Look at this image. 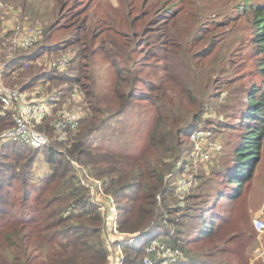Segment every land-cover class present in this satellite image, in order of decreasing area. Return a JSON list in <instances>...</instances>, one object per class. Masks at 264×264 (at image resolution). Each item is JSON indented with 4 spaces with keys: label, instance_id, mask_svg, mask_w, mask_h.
Listing matches in <instances>:
<instances>
[{
    "label": "trees",
    "instance_id": "trees-1",
    "mask_svg": "<svg viewBox=\"0 0 264 264\" xmlns=\"http://www.w3.org/2000/svg\"><path fill=\"white\" fill-rule=\"evenodd\" d=\"M5 1L7 3L3 1L4 8H17L22 16L35 19L36 16H45L43 11L45 8L35 1ZM57 2L62 5L63 0ZM159 2L163 6L157 8L155 14L154 35L150 33L143 36L147 43L151 41L148 50L146 49L145 59L154 60L163 66L165 72L169 74L168 81L175 80L173 66L177 61L184 71V76L186 78L188 76L191 82L192 88L188 89L187 94L194 98L198 93L200 106L190 113L187 120L182 117L180 119L178 107L181 103L169 96V90L165 86L159 89L161 86L159 81L147 83L144 100L153 109L156 118L149 144L146 145L149 150L154 148L155 151L153 157L147 160L148 153L144 152L146 147L139 150L136 147V140L131 136L126 137L123 131L118 133L115 129L120 128L122 116L136 99L137 83L141 82L143 77H139L136 63L125 67L123 63L109 58L115 76L112 82L114 98L118 99V105L112 106L104 95L99 97L100 100L95 97L94 100L88 101L86 115L82 117L77 129L68 131L63 140H58L54 124V131L48 128L47 124L39 126L52 139V144L43 149H34L15 141L2 142L0 235L4 236L0 237L1 264L108 263L109 251L103 233V213L99 203L94 199L93 188L83 180L74 162L86 167L90 174L100 179L106 193L113 197L118 210L117 225L120 232L142 234L140 239L122 246L121 264H144L145 245L156 237L183 251L184 258L173 264H237L224 258V253L238 251L232 246L234 239L240 237L239 231H234L230 237L220 241L217 238L224 228L225 231L230 229L235 211H231L230 215L220 212L217 209V201L210 206L209 195L203 196L200 193V201L197 200L198 195L195 191H202L208 181L204 180L202 185L198 183L184 197H180L176 194L173 180H166L167 175L174 173L177 165L186 159L188 155L186 152L192 149L190 134L200 125L209 129L207 126L212 122L218 123L216 129L219 130L223 120L219 118L215 121L218 117L206 119L211 116L207 114L215 105L214 102L211 103L214 91L213 89L209 91L211 82L205 85L202 73L190 62L192 55L186 50L188 45L185 39L181 41L182 53L178 54L176 51L179 44L177 41L182 36L181 23L178 20L182 17L184 9L179 0H150L151 5ZM4 8L0 6V13ZM250 10L256 12L255 21L252 23L255 27V52L257 55H264V8L253 5ZM18 24L16 22L15 25L3 26L0 31L6 35L12 34L13 27ZM182 28L185 29L186 26ZM91 30L94 40L96 33L94 29ZM80 39L81 42L77 45V58L90 60L94 53H91L92 56L86 55L90 53L89 47L85 45L81 35ZM39 42L29 50L16 49L13 58L9 60V70L14 72L16 69L20 70L21 77L25 76L26 72L32 75V81L19 84L21 89H32L37 82H43L49 84L47 88L50 91L56 87L59 91L71 93L74 85L91 90L90 84L86 85L81 81L83 75L81 68L68 69L73 60L71 54H63L70 55V64L67 68L49 66L42 58L48 54L53 57L60 56L59 51L55 52L59 47L56 45L37 47ZM0 54L3 55L1 52ZM172 54L175 57L171 61ZM27 61L32 64L26 70L23 65ZM158 65L155 66L157 69ZM258 66L264 77V57L258 62ZM42 91L41 98L49 94L44 86ZM85 93L90 99L91 96H96L94 90ZM258 94L261 95L260 98H257ZM59 95L49 94V97L43 100L55 107ZM68 97L72 100L71 94ZM248 100L251 109L243 115L241 125L244 127L234 151L240 165H234L231 174H228L231 169L228 167L218 176V179H228L231 193L227 199L232 200L244 196V186L260 160L264 142V83L253 90ZM175 104L177 111L171 114L172 106ZM2 107L0 103V131L10 127L14 122L13 113L11 111L1 113ZM57 110L53 114L54 117H57ZM105 126H109L108 132H100ZM40 154L49 165V171L43 175H38L35 171L36 158ZM180 169L182 167L177 170ZM17 188L19 190L16 193ZM217 194L218 201L222 200L224 197L222 192ZM176 225H178L176 235L183 236L188 233L187 240L184 236L185 243L181 245L178 243L181 242V236L174 237V230H170ZM251 228L250 236L244 235L243 241L253 240L252 234L256 235L257 230L254 225ZM143 239L147 242H143ZM199 242H203L201 246ZM247 244L246 241L244 246Z\"/></svg>",
    "mask_w": 264,
    "mask_h": 264
},
{
    "label": "rangeland",
    "instance_id": "rangeland-1",
    "mask_svg": "<svg viewBox=\"0 0 264 264\" xmlns=\"http://www.w3.org/2000/svg\"><path fill=\"white\" fill-rule=\"evenodd\" d=\"M3 1L7 3L5 0ZM3 1L0 0L4 8L5 3ZM34 1L45 8L43 9L45 11L44 17L36 16L35 19L30 16H22L17 8L10 9L6 7L0 13V28L3 26L8 27L10 23L15 25L16 22L31 23L43 27L45 35L37 47L56 45L59 47L55 51H59L58 55L71 54L73 60L68 69L81 68L83 74L81 75L82 83L92 86L91 90L82 88L84 93L85 91L93 90L96 93V96H91V99L85 93L83 100L73 101L69 100L70 92L59 91V88L56 87L52 88L53 91H50L47 88L49 84L37 82L38 84L32 89L26 90L29 98L41 99L40 95L43 96V86L49 94H60L57 107H54L51 116L41 122L33 123L39 131L47 134L39 128V126L45 124L54 131L53 124L56 121V117L53 114L57 109L58 112L65 107L74 110L78 108L83 111L81 112V117H84L86 115L85 109L89 107L88 101L94 100L95 97L99 99L102 95L110 101L112 106L118 105L119 101L114 98L115 93L112 86L115 76L111 67V59L123 63L126 65L125 67L136 63L139 77H143V80L137 83L138 92L135 96L136 99L133 100V104L128 107V110L120 120V128L115 127L118 133L123 131L126 133V137L131 136L132 139L136 140V147L139 150L149 144L150 133L156 121L155 112L144 100L148 82L159 81L161 83L159 89L165 86L169 90V96L173 100L178 101L179 104L181 103L178 107L181 113L180 119L182 117L187 120L190 113L196 111L200 106L198 93L194 98H190L187 94L188 89L192 88L190 87L191 82H189L188 76L187 78L184 76V71L177 61L174 62L173 66L176 74L175 80L168 81L169 74L165 72L163 66L158 65V62L154 60L148 61L145 59L146 49L148 50L151 41L147 43L146 38L143 36L150 33L154 35L153 23L156 17L155 14L158 11L157 8L163 6L162 3H152L151 5L150 0H63L62 5H59L57 0H30L29 2ZM179 3L184 11L182 17L178 20L181 23L180 31L182 36L177 41L179 44L176 47V51L178 54L182 53L181 41L185 39V43L188 45L186 50L192 55L190 62L197 68L198 72L202 73L205 85L209 81L211 82L209 91L212 89L214 91V98L211 103L214 102L215 105L207 114L211 116L206 119L218 117L215 121H218L219 118L223 120L220 131L216 129L218 127L217 122L206 125L214 131L216 137L222 142L223 147L210 163L195 166L194 171L198 174L199 184L202 185L204 180L208 181L206 187L199 192L196 190L195 194L198 195V201H200V193L203 196L209 195L210 206L217 201V209L227 215H230L231 211H235L232 224L229 226L230 229L225 231L224 228V233L220 232L217 238L220 241L230 237L234 234V231L238 230L240 237L237 236V239H234L232 246V248H237L238 251H225L224 258L237 264H264V231L261 233L255 232L256 235L252 234V241L245 239L243 241L244 235L248 234V237L250 236L251 232L249 230L252 229L254 220L259 217L264 218V142L260 160L254 168L250 180L244 186V196L236 200L227 199L231 193L230 183L228 179H218L219 173L224 169L230 167L228 174H231L234 171V165H240L234 151L237 147L241 130L244 127L241 125L243 115L251 109L248 97L254 89L264 83L263 73L258 69V62L263 59L264 55L256 54L254 44L255 27L252 23L255 21L256 12L250 10L253 5H260L264 8V0H179ZM158 19L159 17L156 18V20ZM182 26H186L187 31ZM91 29H94L96 33L94 40ZM0 34H4V32L0 31ZM80 35L90 50V53L86 55L92 56L91 53H94L90 60L77 58V45L78 42H81ZM173 45L175 46L176 43L174 42ZM68 56L70 57V55ZM174 57V54L170 56L171 61ZM1 58H3V55L1 56L0 54V60ZM51 58L53 56L48 54L42 60L45 61ZM157 65L158 69L155 67ZM24 69L27 70L26 67ZM26 70L22 71L25 72ZM15 72L7 78V82L11 87H20V83L32 81L31 74L26 72V75L21 77L20 70L16 69ZM49 94L42 99L48 98ZM260 97L261 95L258 94L257 98ZM171 98L170 100H172ZM171 110V114L177 111V104L173 105ZM7 111L13 113L12 117L17 114L15 109L1 108V113ZM223 129L224 131H221ZM108 130L109 126H105L100 132L107 133ZM95 137L93 136V138ZM144 150V152L148 153L146 156L147 160L153 157L154 148L149 150V147H146ZM189 151L190 149L186 152V155ZM43 158L42 154L36 158V173H38L40 166L45 162V158L44 160ZM181 166L182 162L177 165L174 171L175 176L179 174L181 169H177L181 168ZM77 168L80 170L83 180L93 188L94 198L100 203L101 208L105 204L110 206L111 202L108 199H113V197L106 193L101 180L90 174L86 167L79 165ZM18 190L19 188L16 189V193ZM217 192H222L224 196L220 201H218L219 195ZM177 229L178 225L170 228V230H174V237L181 236L176 235ZM187 234L180 237L181 242L178 241L179 245L185 243L183 237H186ZM3 236L4 234L0 235V237ZM112 239L115 240L114 237ZM185 239L187 240V237ZM143 240V242H147V240ZM246 241L248 244L244 246ZM202 243L199 242V245L201 246ZM121 244L125 246L123 245L124 242ZM122 246L118 247V243L115 241L117 264H121V257L123 256Z\"/></svg>",
    "mask_w": 264,
    "mask_h": 264
},
{
    "label": "built area",
    "instance_id": "built-area-1",
    "mask_svg": "<svg viewBox=\"0 0 264 264\" xmlns=\"http://www.w3.org/2000/svg\"><path fill=\"white\" fill-rule=\"evenodd\" d=\"M0 6H3L1 2ZM13 28L14 34L12 35L0 34V52L3 54V58L0 60V103L4 109L17 110V114L13 117L14 124L0 132V144L4 141H15L29 145L34 149H43L52 144V139L39 131L33 123L48 119L54 107L46 100L29 98L27 92L23 91L21 87H11L5 81V73L8 70L9 60L13 58L16 49L29 50L35 46L43 38L44 28L33 24L20 25V23ZM44 63L52 67L67 68L70 64V57L68 55L53 57L45 60ZM29 65L31 63L27 61L23 67L27 68ZM13 73L16 72L11 71V74ZM84 96L83 89L79 85H74L71 90L72 100L81 101ZM76 109L65 107L60 109L59 113L57 112L54 128L58 140L65 139L67 131L77 129L83 111ZM190 142H192V151L190 150L191 152L189 151L186 159L182 161V169L179 174L175 176L172 173L166 177V180H175L176 194L180 197H184L193 186L199 183L198 174L194 171L195 166L210 163L223 147L214 131L202 125L190 134ZM76 165L79 166L77 163ZM108 201L111 202L110 206L105 204L103 208L98 203L102 213L105 210L108 212L112 237L118 243V247L122 246V242L127 244L130 241L140 239L142 237L140 233L125 234L120 232L117 225V209L114 199L110 198ZM254 227L257 232H263L264 218L255 219ZM183 258L184 253L180 248L168 245L162 239L154 238L145 245L144 264H173Z\"/></svg>",
    "mask_w": 264,
    "mask_h": 264
},
{
    "label": "water",
    "instance_id": "water-1",
    "mask_svg": "<svg viewBox=\"0 0 264 264\" xmlns=\"http://www.w3.org/2000/svg\"><path fill=\"white\" fill-rule=\"evenodd\" d=\"M103 233L109 251V256H108L109 261L107 264H117V252L115 248V240L112 239V231L110 227L107 210L103 212Z\"/></svg>",
    "mask_w": 264,
    "mask_h": 264
},
{
    "label": "crops",
    "instance_id": "crops-1",
    "mask_svg": "<svg viewBox=\"0 0 264 264\" xmlns=\"http://www.w3.org/2000/svg\"><path fill=\"white\" fill-rule=\"evenodd\" d=\"M11 24V23H10ZM9 24V25H10ZM12 25V24H11ZM10 74H11V70H7L6 71V73H5V81H6V83H8L7 82V78H8V76H10ZM20 86V85H19ZM21 87V86H20ZM23 90V89H22ZM23 91H26V90H23ZM71 94V93H70ZM40 99V98H39ZM41 100H43L42 98H41ZM43 160H44V158H43ZM49 171V165L46 163V162H44V164L42 165V166H40V169H39V171H38V173H36V174H38V175H43V174H46L47 172ZM37 172V171H36Z\"/></svg>",
    "mask_w": 264,
    "mask_h": 264
}]
</instances>
